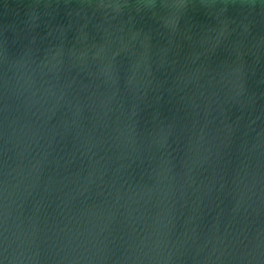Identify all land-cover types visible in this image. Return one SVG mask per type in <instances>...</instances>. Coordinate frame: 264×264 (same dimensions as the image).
<instances>
[{"label":"water","instance_id":"water-1","mask_svg":"<svg viewBox=\"0 0 264 264\" xmlns=\"http://www.w3.org/2000/svg\"><path fill=\"white\" fill-rule=\"evenodd\" d=\"M0 264H264V0H0Z\"/></svg>","mask_w":264,"mask_h":264}]
</instances>
